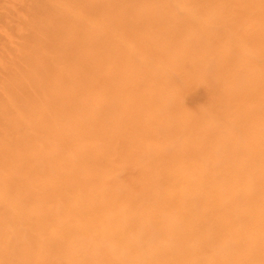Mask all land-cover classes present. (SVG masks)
<instances>
[{
	"label": "rangeland",
	"instance_id": "374dc122",
	"mask_svg": "<svg viewBox=\"0 0 264 264\" xmlns=\"http://www.w3.org/2000/svg\"><path fill=\"white\" fill-rule=\"evenodd\" d=\"M1 11L0 264H264V0Z\"/></svg>",
	"mask_w": 264,
	"mask_h": 264
},
{
	"label": "bare ground",
	"instance_id": "6f19581e",
	"mask_svg": "<svg viewBox=\"0 0 264 264\" xmlns=\"http://www.w3.org/2000/svg\"><path fill=\"white\" fill-rule=\"evenodd\" d=\"M2 3H3V0H0V23H1V20H2ZM18 11V10H17ZM6 17V16H5ZM76 40V39H75ZM92 47V46H91ZM252 225V224H251Z\"/></svg>",
	"mask_w": 264,
	"mask_h": 264
}]
</instances>
